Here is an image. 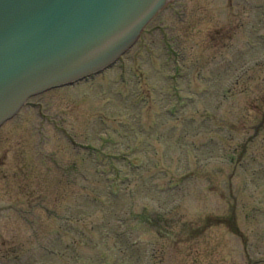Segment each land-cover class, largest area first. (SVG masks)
<instances>
[{"label": "rangeland", "instance_id": "374dc122", "mask_svg": "<svg viewBox=\"0 0 264 264\" xmlns=\"http://www.w3.org/2000/svg\"><path fill=\"white\" fill-rule=\"evenodd\" d=\"M263 3L179 0L3 124L0 264H264Z\"/></svg>", "mask_w": 264, "mask_h": 264}, {"label": "water", "instance_id": "95a60500", "mask_svg": "<svg viewBox=\"0 0 264 264\" xmlns=\"http://www.w3.org/2000/svg\"><path fill=\"white\" fill-rule=\"evenodd\" d=\"M165 0H0V123L110 65Z\"/></svg>", "mask_w": 264, "mask_h": 264}, {"label": "flooded vegetation", "instance_id": "af4514ba", "mask_svg": "<svg viewBox=\"0 0 264 264\" xmlns=\"http://www.w3.org/2000/svg\"><path fill=\"white\" fill-rule=\"evenodd\" d=\"M182 6H183V3L179 6V9L182 10ZM260 10L262 11L260 14L264 16V12H263V10H264V3H263V5L260 7ZM217 37H218V35H217V36H214V37L211 35V37L209 38V40H210L211 42H214L215 40H217ZM200 42H202V41H200Z\"/></svg>", "mask_w": 264, "mask_h": 264}]
</instances>
